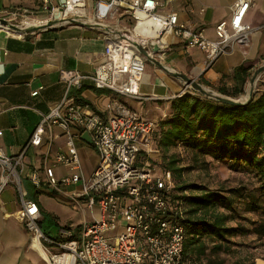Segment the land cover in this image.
Instances as JSON below:
<instances>
[{"label":"built area","instance_id":"1","mask_svg":"<svg viewBox=\"0 0 264 264\" xmlns=\"http://www.w3.org/2000/svg\"><path fill=\"white\" fill-rule=\"evenodd\" d=\"M124 4L122 0H94V19H106ZM250 5L251 0H236L231 19L217 25V38L211 40L182 22L178 13H157L164 2L132 0L127 9L135 19L134 30L141 39L130 38L128 33L115 34L108 39L105 60L93 73L76 69L60 71V80L66 86L64 100L50 112L41 113L39 124L19 154L10 156L0 149V193L11 184L17 188L18 220L30 233L31 244L37 242L43 248L48 264H188L184 257L187 231L180 221L183 212L181 208H172L166 195L174 188L172 172L156 171L149 162L139 165L143 152L150 156L158 153L154 147L156 122L118 99L110 101L107 108L111 115L105 118L80 102L75 94L88 81L96 89L109 90L133 101L158 100L141 93L146 63L152 61L133 41L155 59L154 42L150 39L173 34L186 47L203 51L206 66L210 67L218 58L232 54L238 45H248L251 34L257 30L245 23ZM51 14L49 21L83 20L87 17V0H59L58 6L51 8ZM138 26L141 31H137ZM190 87L186 85L183 93ZM43 89L44 86L38 87L32 96ZM55 127L64 132L67 149L56 152L53 165L49 159ZM85 133L98 155L90 176L84 173L77 146V140L83 141ZM46 139L43 166L46 181L33 172L32 183L37 188L45 185L65 196L68 202L92 211L96 209L100 215L98 219L85 220V225H80L77 231L61 229L57 238L42 231L41 209L35 201L26 198L23 188L25 158ZM56 165L68 166L72 174L59 178ZM72 185H80V189L69 192L67 188Z\"/></svg>","mask_w":264,"mask_h":264},{"label":"crops","instance_id":"2","mask_svg":"<svg viewBox=\"0 0 264 264\" xmlns=\"http://www.w3.org/2000/svg\"><path fill=\"white\" fill-rule=\"evenodd\" d=\"M122 1L124 6L118 7L111 16L103 20L94 19V0H87V17L75 23L56 21L51 28L24 32L0 26V149L7 155L19 154L39 124L41 113L50 112L64 100L66 86L60 80L62 69H76L91 74L105 60V47L111 36L128 33L141 39L140 34L134 30L135 19L127 9L132 0ZM158 1L164 2V6L158 8L157 13L164 15L176 12L182 22L201 31L211 40L217 38V25L223 20L231 19L236 2ZM58 4L59 0H49L48 4L44 0H0V19L15 22L18 18H26L29 23L32 20L27 18L36 17L47 21L52 17L51 8ZM245 23L257 28L251 34L248 45H238L232 54L218 58L210 67L206 66L205 53L197 48L186 47L181 38L170 33L158 38L152 37V47H159V52H154L153 55L161 65L147 61L141 93L158 100L133 101L116 96L109 90L96 89L88 81L84 82L75 96L105 118L111 115L107 108L110 101L118 99L145 117L157 121L159 117L166 115L170 101L183 94L186 85L183 75L214 91L222 87L232 89L236 83L234 72L237 67L251 65V72L256 66L264 64V0H251ZM141 30V26H138L137 31ZM40 86H44V89L37 96H32L33 91ZM66 142L64 132L55 127L50 164L54 165L56 152L67 149ZM77 146L84 173L90 176L98 163V155L85 140H77ZM47 147L46 139L40 147L28 152L25 158L27 169L23 178L26 198L35 201L41 209L40 224L45 216H51L42 194L59 196L63 201H68L65 196L50 191L45 185L37 188L30 180V175L38 172L41 179L46 181L43 166ZM89 153L94 154L95 160L87 167L84 158ZM55 170L59 178L72 174L65 165H56ZM79 189L80 185L67 188L69 192ZM6 195L13 198L11 202L4 199ZM19 209L20 196L17 188L11 184L0 193V264H48L44 251L31 244L30 233L18 220ZM54 222L56 236L51 238H57L60 230L66 227L78 230L75 225L61 224L56 216Z\"/></svg>","mask_w":264,"mask_h":264},{"label":"trees","instance_id":"3","mask_svg":"<svg viewBox=\"0 0 264 264\" xmlns=\"http://www.w3.org/2000/svg\"><path fill=\"white\" fill-rule=\"evenodd\" d=\"M251 68L248 64L237 67L235 87H222L218 92L240 98L245 94ZM155 122L154 147L158 153L150 156L143 152L139 165L149 162L153 168L160 165V171L172 172L174 188L166 195L171 207L183 212L180 221L187 231L186 262L223 264V260L218 263L215 259L222 252L232 251L231 238L237 235L253 234L264 242V81L244 105L226 104L200 92H185L172 99L166 115ZM178 146L192 154L188 167L181 166L179 154L171 152ZM207 159L251 175L255 182L214 189L183 180L188 168H204ZM246 213H257L260 219L251 220L243 215ZM238 219L241 224L232 226Z\"/></svg>","mask_w":264,"mask_h":264},{"label":"rangeland","instance_id":"4","mask_svg":"<svg viewBox=\"0 0 264 264\" xmlns=\"http://www.w3.org/2000/svg\"><path fill=\"white\" fill-rule=\"evenodd\" d=\"M23 19L24 18H18V20L15 21L14 23L20 25V23L23 22ZM27 19L33 20L36 19V17H30ZM262 65L263 64L256 66L250 72L247 85L250 82L255 71ZM262 81H264V72L259 77L256 91L258 90L259 83ZM204 87L212 90L211 88H208L206 86ZM212 91L221 94L218 91H214V90ZM188 92L195 93L199 91L196 89V87L191 86ZM242 96H244V94ZM171 152L179 154V157L182 161L181 166L188 167L191 164L192 154L189 150H187L183 146L175 147L171 150ZM94 160L95 157L93 153L87 154V156L84 158V162L87 167L90 166L94 162ZM158 160L162 161L161 158ZM207 161H209V163L204 168L200 167L201 165H199V167L196 169L188 168L184 172V175L182 176L183 180L189 183L196 182L198 184H204L214 189L222 188V187H224L225 189H229L232 187H239L241 184H247V183L250 184L251 182L252 183L255 182V178H253L251 175H247L239 170L231 169L229 166H227L222 162H215L210 159H207ZM155 169L156 171H160L162 167L160 165H156ZM42 196L43 199L47 201V205L51 211L50 212L51 216L50 215L45 216V219L41 223V228L42 231L45 234L49 235L50 237L56 236V224L54 222V216L57 217V219L60 221L61 224L63 225L72 224L75 225V228L78 227L79 225H85L86 218L94 217L98 219L100 217L99 212L96 209L92 211L89 209H85V206L84 208H82L68 201H63V198L61 199V197L59 196H50L48 194H42ZM4 199L6 201L11 202L13 198H11L10 195H6ZM240 212L244 213V211L242 210H240ZM243 215L255 221L260 219V215H258L257 213H248V214L246 213ZM238 224H241V219H238V221L231 223L232 226H237ZM245 224H247L246 221ZM231 240H232V244H231L232 251L229 253H223V252L220 253L218 257L219 259H215L216 261L219 260L217 261L218 263L222 262L223 260V264H264V242L258 240V238L255 235L253 234L246 236L237 235L235 237H232ZM38 245L37 243H34V246L36 248L39 247L40 250L43 252L44 251L43 248L40 246V244ZM43 253L46 257V253L45 252ZM192 264H206V263L194 262Z\"/></svg>","mask_w":264,"mask_h":264},{"label":"water","instance_id":"5","mask_svg":"<svg viewBox=\"0 0 264 264\" xmlns=\"http://www.w3.org/2000/svg\"><path fill=\"white\" fill-rule=\"evenodd\" d=\"M56 21H58V20H50V21L47 22L46 25L25 28V27H20L18 24H15L14 22H12L10 20L0 19V26L1 27H7L8 29H12V30L17 31V32H24V31H34V30H41V29L51 28V27H53L56 24ZM75 22H78V21H71V23H75ZM133 44L135 46H137L139 48V50L141 51V53L146 55L153 63L160 64V62H158L156 59L151 58L149 56L148 51L146 50V48L142 47L141 45H139L135 41H133ZM153 51L154 52H159V47L155 46L153 48ZM263 72H264V64L262 66H260L255 71V73L253 74L250 82L252 84H254L256 81H259V77H260V75ZM182 77L186 81L187 85H191V86L196 87V89L199 92L203 93L205 96H207L209 98H212V99H215V100H218V101H221V102L226 103V104H230V105H244V104L248 103L254 97V95L256 93V88H257V87H254V89L250 91L249 97L247 99H245V100H243L242 98L234 99V98H231V97H227V96L218 94L216 92H213L210 89L205 88L203 85L199 84L195 79L189 78V77H187L185 75H183ZM83 140H85L87 143L91 144L90 136L87 133H85L83 135Z\"/></svg>","mask_w":264,"mask_h":264},{"label":"bare ground","instance_id":"6","mask_svg":"<svg viewBox=\"0 0 264 264\" xmlns=\"http://www.w3.org/2000/svg\"><path fill=\"white\" fill-rule=\"evenodd\" d=\"M48 21H41L40 19H33L31 22H27L26 18L23 19V22L20 23V27H36V26H41V25H46ZM152 33V32H150ZM130 38H134L132 35H129ZM258 81H256L254 84L251 82L248 83L247 89H246V94L245 96L241 97L243 100L247 99L249 97L250 91L254 89V87H257ZM37 243V242H36Z\"/></svg>","mask_w":264,"mask_h":264}]
</instances>
